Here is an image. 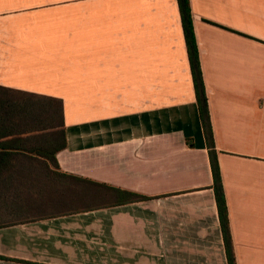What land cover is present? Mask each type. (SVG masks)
Returning <instances> with one entry per match:
<instances>
[{
  "label": "crops",
  "instance_id": "obj_1",
  "mask_svg": "<svg viewBox=\"0 0 264 264\" xmlns=\"http://www.w3.org/2000/svg\"><path fill=\"white\" fill-rule=\"evenodd\" d=\"M237 264H264V0H191ZM21 94L63 100L8 131ZM6 125V130L4 126ZM0 264H229L177 0H0ZM146 197L97 209L73 179Z\"/></svg>",
  "mask_w": 264,
  "mask_h": 264
},
{
  "label": "trees",
  "instance_id": "obj_2",
  "mask_svg": "<svg viewBox=\"0 0 264 264\" xmlns=\"http://www.w3.org/2000/svg\"><path fill=\"white\" fill-rule=\"evenodd\" d=\"M177 1L185 34L197 103L210 154L214 178V190L226 243L227 258L229 264H237L230 230L229 209L218 159V152L216 149L191 0ZM21 95L24 97L18 101L11 99L9 111L4 113V116L8 115L10 123H8L7 126L8 131L5 132L3 136L18 138L39 131L44 132L52 130L50 142L49 140H47V142L43 141L42 146H40L42 151L41 155H43L48 162L50 161L51 164L58 165L56 154L67 147L63 100L43 95ZM4 128L6 130V125ZM11 145L12 144L10 143L5 144L4 146L0 145V147L10 148ZM62 175H65L68 179L74 180L72 183L75 191L74 196L79 199L89 200L84 208H76L74 205L73 211L97 209L100 207L119 205L146 198L142 195L130 191H123L104 183L77 178L67 174Z\"/></svg>",
  "mask_w": 264,
  "mask_h": 264
}]
</instances>
